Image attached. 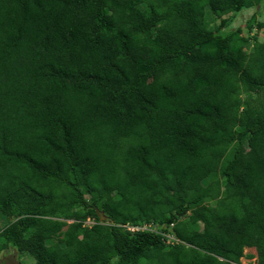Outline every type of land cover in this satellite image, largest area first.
Returning <instances> with one entry per match:
<instances>
[{
  "label": "trees",
  "instance_id": "trees-1",
  "mask_svg": "<svg viewBox=\"0 0 264 264\" xmlns=\"http://www.w3.org/2000/svg\"><path fill=\"white\" fill-rule=\"evenodd\" d=\"M257 7L0 0V256L264 264Z\"/></svg>",
  "mask_w": 264,
  "mask_h": 264
},
{
  "label": "rangeland",
  "instance_id": "rangeland-1",
  "mask_svg": "<svg viewBox=\"0 0 264 264\" xmlns=\"http://www.w3.org/2000/svg\"><path fill=\"white\" fill-rule=\"evenodd\" d=\"M260 9L254 8L250 9L243 13H236L231 14L227 18H229V29L235 30L238 27L243 28L244 34L251 37V44L252 47L255 42H262L264 40V11L258 12ZM256 13V23L254 25V29L251 32H248V26L247 23ZM220 20H217L214 24V27L217 29L219 28ZM250 50V49H249ZM253 97H257V95H253ZM92 221H88L87 225H92ZM66 229V228H65ZM245 255H253V258H249L247 256L243 257L241 259V264H257L258 255L255 248H247L245 250ZM34 260L30 255H23L21 256L20 253H18L15 250H6L3 252V254L0 256V264H33Z\"/></svg>",
  "mask_w": 264,
  "mask_h": 264
},
{
  "label": "built area",
  "instance_id": "built-area-1",
  "mask_svg": "<svg viewBox=\"0 0 264 264\" xmlns=\"http://www.w3.org/2000/svg\"><path fill=\"white\" fill-rule=\"evenodd\" d=\"M140 229H141V228H137V229L132 228V230H140ZM168 237L171 238V240L174 239V236H172V235H168Z\"/></svg>",
  "mask_w": 264,
  "mask_h": 264
},
{
  "label": "clouds",
  "instance_id": "clouds-1",
  "mask_svg": "<svg viewBox=\"0 0 264 264\" xmlns=\"http://www.w3.org/2000/svg\"><path fill=\"white\" fill-rule=\"evenodd\" d=\"M132 228H135V229H137V228H141V227H132ZM132 228H130L131 230H132ZM142 229V228H141ZM140 229V230H141ZM132 231H137V230H132ZM168 237V236H167Z\"/></svg>",
  "mask_w": 264,
  "mask_h": 264
}]
</instances>
